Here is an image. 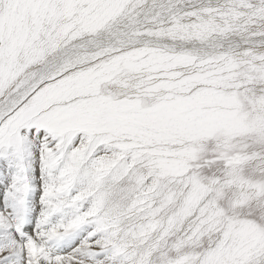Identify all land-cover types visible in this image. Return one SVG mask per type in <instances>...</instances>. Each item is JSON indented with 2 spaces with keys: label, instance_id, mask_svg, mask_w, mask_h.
Listing matches in <instances>:
<instances>
[{
  "label": "snow or ice",
  "instance_id": "obj_1",
  "mask_svg": "<svg viewBox=\"0 0 264 264\" xmlns=\"http://www.w3.org/2000/svg\"><path fill=\"white\" fill-rule=\"evenodd\" d=\"M0 264H264V0H0Z\"/></svg>",
  "mask_w": 264,
  "mask_h": 264
}]
</instances>
